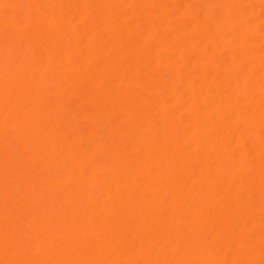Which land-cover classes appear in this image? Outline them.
Listing matches in <instances>:
<instances>
[{"label":"bare ground","instance_id":"bare-ground-1","mask_svg":"<svg viewBox=\"0 0 264 264\" xmlns=\"http://www.w3.org/2000/svg\"><path fill=\"white\" fill-rule=\"evenodd\" d=\"M0 264H264V0H0Z\"/></svg>","mask_w":264,"mask_h":264}]
</instances>
